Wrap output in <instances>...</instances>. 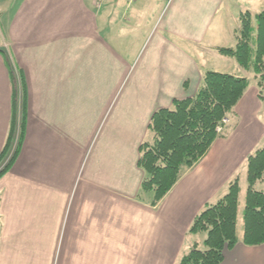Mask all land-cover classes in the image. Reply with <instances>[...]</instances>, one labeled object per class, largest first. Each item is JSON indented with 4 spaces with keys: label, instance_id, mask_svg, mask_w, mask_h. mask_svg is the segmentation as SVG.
<instances>
[{
    "label": "crops",
    "instance_id": "obj_1",
    "mask_svg": "<svg viewBox=\"0 0 264 264\" xmlns=\"http://www.w3.org/2000/svg\"><path fill=\"white\" fill-rule=\"evenodd\" d=\"M247 10L264 0H0V153L11 70L28 88L23 151L0 178V264H179L205 245L195 218L236 180L240 203L247 158L264 148V88L251 79L207 155L157 204L140 147L153 114L197 94L207 72L246 77L220 49L236 47ZM238 237L221 264H264V244Z\"/></svg>",
    "mask_w": 264,
    "mask_h": 264
},
{
    "label": "trees",
    "instance_id": "obj_2",
    "mask_svg": "<svg viewBox=\"0 0 264 264\" xmlns=\"http://www.w3.org/2000/svg\"><path fill=\"white\" fill-rule=\"evenodd\" d=\"M253 28L251 14L240 17L236 47L221 48L240 66L253 67L259 87L264 88V11L255 17ZM13 75V70H11ZM14 78V76H13ZM204 86L193 97L174 100L173 107L158 109L152 116L149 128L154 133L153 143L140 147L141 168L148 175L142 182L144 192H153L155 204L173 189L183 175L184 169L192 168L207 155L212 144L221 135L218 126L228 118L230 112L246 94L251 79L229 72L209 71L205 75ZM263 93H261V96ZM16 101V100H14ZM13 103L12 125L5 148L0 153V161L5 158L14 137L18 111ZM25 111L22 113L24 137ZM21 148V147H20ZM17 155V154H16ZM247 197L244 209V244L257 246L264 244V191L257 188L264 181V148L248 158ZM10 166V165H8ZM10 170L0 172V177ZM240 184L231 182L228 193L219 202L209 205L195 218L190 231L207 232L205 250L191 249L179 264H221L227 250L238 243L237 216L239 211Z\"/></svg>",
    "mask_w": 264,
    "mask_h": 264
},
{
    "label": "rangeland",
    "instance_id": "obj_3",
    "mask_svg": "<svg viewBox=\"0 0 264 264\" xmlns=\"http://www.w3.org/2000/svg\"><path fill=\"white\" fill-rule=\"evenodd\" d=\"M98 1V0H97ZM247 12H249L250 14H251V20H252V26H253V28L254 27H256V25H257V21H256V19H255V17H256V15L257 14H253V13H251L249 10H247V11H243L242 13H241V15H240V17H242V16H245L246 14H247ZM3 28V25L1 26V30H2V32H4L5 30H3L2 29ZM1 42H2V45H3V48H5V47H7V43L8 42H6V41H4V40H1ZM8 53V52H7ZM9 54V53H8ZM8 60H10V58L8 57ZM236 61V60H235ZM237 62V61H236ZM239 64V63H238ZM240 65V64H239ZM243 67V66H242ZM244 68V67H243ZM251 68H253V67H249V69H247V68H244L245 70H246V73H247V75H246V78H248V79H253V78H256L255 77V74H254V72H253V74H252V72L250 71V69ZM253 70V69H252ZM12 76H14V82H15V94H14V100H16V101H14L15 102V104H16V107H17V111H18V117H21L22 116V113L24 112V110H26V104H25V95H26V91H28V88L26 87V82L24 83V81H23V77L21 76V72H19L17 69H15L14 71H13V75ZM257 79V78H256ZM15 80H17V82L15 81ZM258 80V79H257ZM229 121H230V119H229V116H228V118H227V121L226 122H224L223 123V126H221V129H222V131L221 132H223L226 128V126L227 125H229ZM22 124L23 123H21V122H19V123H17L16 124V126H15V131H14V137H13V140H12V143H11V145H10V148H9V150H7V154H5V158H3L1 161H0V172L1 171H3V170H5L6 168H11L13 165H14V163L20 158L19 157V155L21 154V151H23V147H24V142H25V139H26V136H27V134L25 133L26 132V130H25V127H24V137L22 136V134H21V131H22V129H23V127H22ZM218 129V128H217ZM220 133V132H219ZM150 136V135H149ZM149 138V137H148ZM147 138V139H148ZM153 140V139H152ZM148 141V140H147ZM149 142V141H148ZM148 142H145V143H148ZM152 143L154 142V140L153 141H151ZM150 142V143H151ZM21 147V148H20ZM17 154V155H16ZM8 165H10V166H8ZM185 170V169H184ZM10 170H8L7 172H5L3 175H1V177H3V176H5L6 174H8V172H9ZM184 172V171H183ZM0 177V178H1ZM245 182V184H244V187L243 188H245V189H243L244 190V192H243V195H242V200H240V203H239V212H238V216H237V235L239 234V236H240V233L242 232V236H243V238H244V227H243V225H244V223H243V221H244V217H243V212H244V209H245V196H246V194H245V192H246V190H247V188H248V182L247 181H244ZM242 190V191H243ZM207 233V232H206ZM207 235H208V233H207ZM238 241H239V237H238ZM239 244V243H238ZM237 244V245H238ZM236 245V246H237ZM235 246V247H236ZM198 249H201V250H205L206 249V246L203 244V245H201L200 247H197ZM234 249V248H233ZM232 250V249H231ZM228 251V250H227ZM226 251V252H227ZM189 252V251H188ZM226 252H225V255H226ZM186 255V254H185ZM225 258V257H224ZM224 260V259H223ZM74 264V263H73Z\"/></svg>",
    "mask_w": 264,
    "mask_h": 264
},
{
    "label": "built area",
    "instance_id": "obj_4",
    "mask_svg": "<svg viewBox=\"0 0 264 264\" xmlns=\"http://www.w3.org/2000/svg\"><path fill=\"white\" fill-rule=\"evenodd\" d=\"M226 121H227V119H224V120H223V122H226ZM218 131H219V132L222 131L221 126H218Z\"/></svg>",
    "mask_w": 264,
    "mask_h": 264
}]
</instances>
